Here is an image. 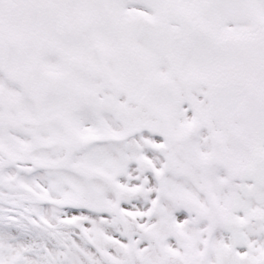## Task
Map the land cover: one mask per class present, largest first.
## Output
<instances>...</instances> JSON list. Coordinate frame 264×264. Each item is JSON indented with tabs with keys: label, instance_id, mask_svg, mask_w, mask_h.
Listing matches in <instances>:
<instances>
[{
	"label": "snow or ice",
	"instance_id": "snow-or-ice-1",
	"mask_svg": "<svg viewBox=\"0 0 264 264\" xmlns=\"http://www.w3.org/2000/svg\"><path fill=\"white\" fill-rule=\"evenodd\" d=\"M0 264H264V0H0Z\"/></svg>",
	"mask_w": 264,
	"mask_h": 264
}]
</instances>
